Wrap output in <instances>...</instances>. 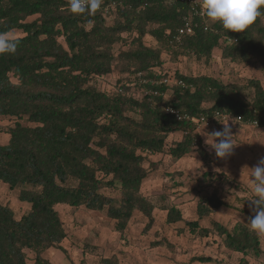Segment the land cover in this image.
Returning a JSON list of instances; mask_svg holds the SVG:
<instances>
[{
  "label": "trees",
  "instance_id": "trees-1",
  "mask_svg": "<svg viewBox=\"0 0 264 264\" xmlns=\"http://www.w3.org/2000/svg\"><path fill=\"white\" fill-rule=\"evenodd\" d=\"M112 12L115 17L109 24ZM185 16L195 23L194 32L177 41ZM16 31L23 35L16 36L15 53L0 55V116L15 118L7 129L8 143L0 144V181L11 190L23 187L20 197L30 209L17 218L12 207L0 201V264H29L27 250L34 253L33 264H53L44 253L50 248L66 251L60 204L106 210L122 234L133 214L140 212L149 230L157 205L141 187L157 167L151 156L167 153L179 160L197 151L209 164L212 155L193 118L215 111H229L244 124H264L262 79L225 83L207 74L162 70L164 52L174 62L182 56L207 62L215 49L221 50L222 58L245 64L256 60L264 69V15L244 32L227 33L180 0H103L92 16L72 14L68 0H0V32ZM146 35L158 45H147ZM119 43L127 49L116 55L114 46ZM115 68L135 76L137 86L145 90L142 98L130 94L131 79L113 91L97 87V79ZM166 77L184 84L166 83ZM167 106L189 118L177 119L166 112ZM176 133L182 138L168 147L167 138ZM225 184L244 188L223 171H204L197 190L210 186L212 191L200 195L197 219L186 220L177 205L169 204L162 205L166 222H185L189 232L200 237L215 233L229 251L241 254L240 264H251L264 250L249 226L237 222L228 228L212 218L210 227L200 224L214 210L228 206L219 193ZM27 186L32 190H25ZM156 242L173 247L166 239ZM190 260L219 264L205 255ZM103 264L124 263L114 255Z\"/></svg>",
  "mask_w": 264,
  "mask_h": 264
},
{
  "label": "rangeland",
  "instance_id": "rangeland-1",
  "mask_svg": "<svg viewBox=\"0 0 264 264\" xmlns=\"http://www.w3.org/2000/svg\"><path fill=\"white\" fill-rule=\"evenodd\" d=\"M114 17L115 12H112L107 16V22L111 24ZM14 34L15 36L23 35L20 31ZM124 36L127 38L128 34L125 33ZM144 41L149 46L158 45L149 35L145 36ZM121 49H127V45L116 44L115 54L118 55ZM163 58L162 70L170 74L176 71L186 75L207 74L225 83L239 84H244L249 78L255 77L262 79L264 83V69L260 63L256 60L250 64L232 62L222 58L220 49H215L212 59L207 62L185 56L174 62L166 52L163 53ZM129 79L132 80L130 83H133L130 86V94L136 98H142L145 90L137 86L135 76L121 74L116 68L111 74L97 79L96 83L101 90L113 91L115 86ZM169 97L170 95L167 94L166 98ZM14 120L15 118L0 116V144L8 143L10 135L7 129L15 123ZM227 123L232 126L235 145L229 157L218 158L215 153H211L212 161L209 164L203 162L197 151L179 160L167 153L150 157L151 161L157 163V167L150 172L141 187L143 194L157 205L154 209L155 223L149 230L146 229L148 219L140 212L133 214L128 227L122 234L116 230L115 220L107 215L106 210L94 211L85 206L74 207L60 204L57 209L67 231V237L62 242L66 251L50 248L44 256L53 264H103L104 258L114 255L124 264H216L215 262L199 263L190 260L194 255H212L219 264H240V258L237 256L239 254L234 255L226 249L220 238L216 239L214 233L208 237H200L190 233L184 226V222L168 224L166 211L162 209V205L174 204L181 209L186 219L196 218V203L201 195L197 190L199 177L208 166L223 171L244 186L242 190L229 187L228 184L219 186L220 195L228 202L235 204V195L252 192L249 187L251 168L261 157H264V135L250 125L235 124L231 120L219 121L214 126H210L211 128L196 127V132L202 137L206 131L220 130ZM181 138L180 133L169 135L167 146L170 147ZM22 188L11 190L7 184L0 181V201L9 204L17 218L30 209V203L23 201L20 197ZM25 190L31 191L32 188L27 186ZM211 191L212 188L206 186L201 193L204 195ZM105 192L114 196L118 195V191L114 190H105ZM237 205L241 207L240 204ZM218 217L224 223H233L244 217L248 219L246 215L243 216L238 210L232 208H223ZM161 239H166L172 243L173 247L166 244L156 245V241ZM262 239L264 247V237ZM27 255L29 264H33L34 253L27 250ZM250 263L264 264V254L259 260H250Z\"/></svg>",
  "mask_w": 264,
  "mask_h": 264
},
{
  "label": "clouds",
  "instance_id": "clouds-1",
  "mask_svg": "<svg viewBox=\"0 0 264 264\" xmlns=\"http://www.w3.org/2000/svg\"><path fill=\"white\" fill-rule=\"evenodd\" d=\"M103 0H68L69 11L75 15H94ZM201 15L207 22L219 23L226 32H244L259 16L264 0H199ZM18 39L12 32H0V55L14 54ZM205 145L211 147L218 158L233 153L232 126L224 124L220 130L206 134ZM250 187L254 194L249 205L253 213L248 218L249 230L257 237H264V157L251 168Z\"/></svg>",
  "mask_w": 264,
  "mask_h": 264
},
{
  "label": "built area",
  "instance_id": "built-area-1",
  "mask_svg": "<svg viewBox=\"0 0 264 264\" xmlns=\"http://www.w3.org/2000/svg\"><path fill=\"white\" fill-rule=\"evenodd\" d=\"M182 2H186L190 5H192L193 10L195 11V14H200L201 15V11H200V4H199V0H180ZM194 22L192 21V19L190 17L185 16L183 19V24L181 27H179L177 34L175 35V38L177 41H180L181 38L184 35H188L194 32ZM164 82L166 83H173V82H177L178 84H184L182 80H176L175 78H171V77H166L164 79ZM119 91H122V88H119ZM166 112L169 114L174 115L177 119H184V118H189L188 115L183 114L181 111H179L178 109L172 107V106H167L166 107ZM227 121V120H231L234 122H240L242 123V118L240 116H235L232 113H230L229 111H215L212 115L210 116H202L200 118H193V121L196 123V127L199 128H208L212 125H214L216 122L219 121ZM246 125H250L253 128L258 129L263 135H264V124L261 123L260 121H249L246 123Z\"/></svg>",
  "mask_w": 264,
  "mask_h": 264
},
{
  "label": "crops",
  "instance_id": "crops-1",
  "mask_svg": "<svg viewBox=\"0 0 264 264\" xmlns=\"http://www.w3.org/2000/svg\"><path fill=\"white\" fill-rule=\"evenodd\" d=\"M263 85H264V83H263ZM228 121V120H227ZM233 122V121H232ZM217 123V122H216ZM235 124H242V125H246V124H244V123H240V122H234ZM215 125V124H214ZM213 125V126H214ZM211 128V127H210ZM214 129H212L211 131H206L205 132V134L201 137L202 138V141H203V144H204V146H205V148L209 151V153H214V151L213 150H211V147L210 146H208V145H205V140H206V134L207 133H210V132H212ZM208 170H216V169H213V168H210L209 166L205 169V171H208ZM219 171V170H218ZM249 187H250V185H249ZM250 191H248V192H245L243 195L241 194H238V195H235V197H234V202H235V204L233 203H230V202H228L227 200H225L224 199V197H222V199L227 203V205L228 206H224V207H222V208H220V209H217V210H214L213 212H212V214H211V216L210 217H208V218H205V219H201L200 220V224H201V226L202 227H210V219L212 218V219H215V220H217L218 222H220V223H222V224H224L225 226H227L228 228H232V227H234L235 226V224L237 223V222H242V223H244V224H246L247 226H249V224H248V219H244V218H246V217H244L243 219H237V220H235V221H233V223H224L223 221H221V219H219V217H218V215H219V213H220V211L223 209V208H232V209H235V210H238L240 213H241V215H243V216H247V218H249L251 215H253V213L250 211V209L248 208V205L251 203V201H249V199H248V201H246V202H241V203H239L238 201H236V197H250L251 195H254L252 192H250ZM200 194L201 195H203V193H201L200 192ZM200 197V196H199ZM199 199V198H198ZM198 201V200H197ZM237 204H240V206L241 207H239ZM196 207H197V203H196ZM249 211H248V210ZM196 214H197V212H196ZM186 219V218H185ZM197 219V216H196V218H194V219H186V220H196ZM206 220H208V222L206 221ZM179 223V222H178ZM184 226H185V222H184ZM214 235L216 236V239H218V238H220V241H221V243H223L222 242V238L220 237V236H218L217 234H215L214 233ZM261 238V247H262V249L264 250V247H263V239H262V237H260ZM226 248V247H225ZM227 249V248H226ZM234 255L235 254H239V255H237L238 257H241V254L240 253H238V252H232ZM205 256H211L212 257V255H205ZM214 258V257H213ZM216 259V258H215Z\"/></svg>",
  "mask_w": 264,
  "mask_h": 264
}]
</instances>
